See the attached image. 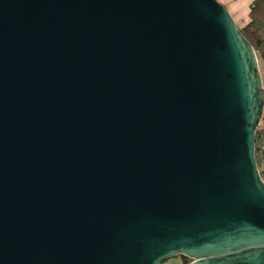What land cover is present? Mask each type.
<instances>
[{
	"label": "water",
	"instance_id": "water-1",
	"mask_svg": "<svg viewBox=\"0 0 264 264\" xmlns=\"http://www.w3.org/2000/svg\"><path fill=\"white\" fill-rule=\"evenodd\" d=\"M263 113L219 0H0V264H264Z\"/></svg>",
	"mask_w": 264,
	"mask_h": 264
},
{
	"label": "trees",
	"instance_id": "trees-1",
	"mask_svg": "<svg viewBox=\"0 0 264 264\" xmlns=\"http://www.w3.org/2000/svg\"><path fill=\"white\" fill-rule=\"evenodd\" d=\"M243 35L252 43L264 63V0H253L248 23L240 27ZM258 131L260 129L258 128ZM185 261L189 259L186 256Z\"/></svg>",
	"mask_w": 264,
	"mask_h": 264
},
{
	"label": "crops",
	"instance_id": "crops-1",
	"mask_svg": "<svg viewBox=\"0 0 264 264\" xmlns=\"http://www.w3.org/2000/svg\"><path fill=\"white\" fill-rule=\"evenodd\" d=\"M227 7L239 27H244L250 17L253 0H219Z\"/></svg>",
	"mask_w": 264,
	"mask_h": 264
},
{
	"label": "built area",
	"instance_id": "built-area-1",
	"mask_svg": "<svg viewBox=\"0 0 264 264\" xmlns=\"http://www.w3.org/2000/svg\"><path fill=\"white\" fill-rule=\"evenodd\" d=\"M256 158L261 178L264 181V132L258 131L256 134Z\"/></svg>",
	"mask_w": 264,
	"mask_h": 264
},
{
	"label": "rangeland",
	"instance_id": "rangeland-1",
	"mask_svg": "<svg viewBox=\"0 0 264 264\" xmlns=\"http://www.w3.org/2000/svg\"><path fill=\"white\" fill-rule=\"evenodd\" d=\"M260 67H261L263 81H264V63L261 61V59H260ZM258 128L264 132V113H263V117L260 121ZM191 261H192L191 258H189V259H187V261H185L184 257L177 255L175 257H172V258L164 261L162 264H189Z\"/></svg>",
	"mask_w": 264,
	"mask_h": 264
}]
</instances>
